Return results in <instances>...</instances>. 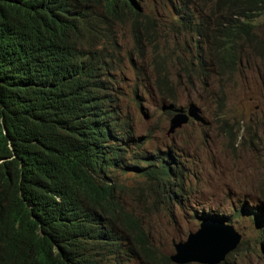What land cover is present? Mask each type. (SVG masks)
Listing matches in <instances>:
<instances>
[{
  "label": "trees",
  "instance_id": "trees-1",
  "mask_svg": "<svg viewBox=\"0 0 264 264\" xmlns=\"http://www.w3.org/2000/svg\"><path fill=\"white\" fill-rule=\"evenodd\" d=\"M167 1L168 30L190 36L188 77L206 76L207 58L233 73L244 43L264 62V21L260 34L252 23L264 0ZM127 19L136 40L159 26L137 0H0V264H172L113 175L130 170L156 194L182 173L173 149L135 150L146 139L115 117L99 34ZM155 70L173 100L163 60Z\"/></svg>",
  "mask_w": 264,
  "mask_h": 264
},
{
  "label": "rangeland",
  "instance_id": "rangeland-1",
  "mask_svg": "<svg viewBox=\"0 0 264 264\" xmlns=\"http://www.w3.org/2000/svg\"><path fill=\"white\" fill-rule=\"evenodd\" d=\"M137 1L146 14L156 16L159 26L146 24L138 49L130 20L117 25L110 36L113 43L105 41L108 74L137 133L150 137L135 150L171 148L188 159L183 180L188 195L184 203L168 205L143 188L145 178L117 169L113 175L125 187L121 192L126 206L142 218L152 243L167 256L175 252L173 241H184L199 228V217L210 214L209 219L230 224L241 234L237 247L219 264H264V218L256 215L258 205L264 210V62L248 51L233 73L214 71L192 86L180 64L189 34L168 30L170 3ZM263 21L264 15L253 19L256 32L262 31ZM159 60L165 63L166 84L175 95L171 101L155 86ZM163 104L193 107L196 113L169 133L170 114L162 110ZM243 205V215L233 217L232 208ZM128 264L148 263L134 258Z\"/></svg>",
  "mask_w": 264,
  "mask_h": 264
},
{
  "label": "clouds",
  "instance_id": "clouds-1",
  "mask_svg": "<svg viewBox=\"0 0 264 264\" xmlns=\"http://www.w3.org/2000/svg\"><path fill=\"white\" fill-rule=\"evenodd\" d=\"M142 8V7H141ZM144 12V11H143ZM190 12V11H189ZM188 11H186V10H183V11H181V14H180V16H182V17H184L185 19H191L192 20V18L194 17H196L197 15L196 14H194L193 12H190L189 13ZM145 13V12H144ZM261 16V15H260ZM191 17V18H190ZM258 17V16H257ZM256 18V17H255ZM254 18V19H255ZM122 23V22H121ZM252 23H253V21H252ZM120 24V23H119ZM118 24V25H119ZM254 25V24H253ZM117 26V25H116ZM116 26L114 27V29L116 28ZM114 29H113V31H114ZM263 30V29H262ZM113 31H111V33L110 34H106L105 33V31H104V33H100L99 35L104 39V40H99V44H98V47L100 48V45H101V43H102V46H105V41H108L109 43L111 42V44L113 43L112 42V40H110V36H111V34H112V32ZM254 31H255V26H254ZM101 32H103V31H101ZM256 32V31H255ZM262 32V31H261ZM261 32H256V33H261ZM174 34H176V32L174 33ZM183 34H188V33H183ZM183 34H181V35H183ZM189 39H190V36H189ZM133 40H134V45L136 46V48H140V42H141V40L140 39H135L134 37H133ZM190 44H192V43H190ZM206 48H207V46H205ZM105 48H106V46H105ZM239 50H240V55H241V58L243 57V55L244 54H247L248 53V51L251 53V50H252V48H248V45H246V43H244L240 48H239ZM185 54H184V58L183 59H187V58H189L190 57V55L191 54H188L187 53V51H186V49H185ZM260 58V57H259ZM261 59V58H260ZM181 60H182V58H181ZM262 60V59H261ZM181 64V67H182V62L180 63ZM207 74H206V76L204 75H202L201 77H198V78H193L192 76H190V77H188V75H187V73H186V70L185 71H183V69H182V71L185 73L184 75H185V77H186V79L191 83V85L192 86H194V84L197 82V83H201L199 80H201V79H203L204 77H207L211 72H219V71H221V69H216L215 68V66L213 65V63L212 62H208V58H207ZM155 72H156V70H155ZM221 72H223V71H221ZM206 79V78H205ZM155 86H156V81H155ZM156 88H157V86H156ZM158 90V89H157ZM168 91H169V88L167 89ZM171 92H172V99H174L175 98V95H174V93H173V91L172 90H170ZM158 92H159V90H158ZM170 94V93H169ZM161 95V94H160ZM164 98H166V99H168V97L167 96H164V95H162ZM168 100H170L171 101V99H168ZM113 108H114V113H115V117L116 118H118V119H120V120H122V121H126L130 126H131V130H132V133H133V135H132V138H133V136H136V137H138V138H145L146 140H148L150 137H149V135H147V134H140V133H137V131H136V129L134 128V125L132 124V121H131V118L128 116V114L123 110V108L121 107V104L119 103V100H118V94H117V92L114 94V98H113ZM162 110H168L167 112H169V114H170V118H169V127H170V120H171V118L175 115V114H177V113H184V114H186L187 115V117H188V119H187V121L186 122H188V120H190L191 118H193L194 117V115H195V113H196V111H195V108H193V107H189V109L188 110H183V109H181V108H178V109H175L174 108V106L173 105H168V104H163L162 105ZM119 121V120H118ZM185 122V123H186ZM118 123H120V122H118ZM184 123H182L181 125H183ZM181 125L179 126V127H177V128H175L174 130H176V129H178V128H180L181 127ZM120 128H121V130L123 131V133L125 134V135H127V136H129L128 135V133L121 127V125L119 126ZM169 127H168V129H169ZM174 130L173 131H171V132H169V130H168V132L169 133H172V132H174ZM111 138V137H110ZM131 140V139H130ZM169 149H171V148H169ZM176 155H177V159H175L174 158V161L173 162H175V163H177V162H180V166H179V168L178 169H176L177 171H179L177 174H179V173H181V175L180 176H176V175H173V174H171V177H170V180L163 186V188H162V190L160 189V190H157V192H156V195H158V196H161L162 198H164V201H165V203L166 204H172V203H184L185 202V199H186V196L188 195V193H186V192H184V188H183V180L185 179V177H184V174L185 173H187V171H188V168L185 166V163L187 162V158H185V157H183V155L181 154V153H179L177 150H175V149H173L172 150ZM123 190V189H122ZM123 203H125V202H123ZM258 206H261V205H258ZM258 206H257V210H258ZM244 208H246V205H243L241 208H239V210H238V213H236V214H233V210L234 209H238V208H235V207H233L232 208V215H233V217H238V216H241V215H243V209ZM263 209L262 210H258V213L256 214L257 215V218H259V219H261V218H264V214H261V216L259 217L258 215H259V212H261V213H263ZM209 218H212V215H203V216H200L199 217V219H200V223L203 221V220H211V219H209ZM213 221H221V220H213ZM199 223V224H200ZM224 225H230V224H224ZM232 226V225H231ZM233 227V226H232ZM234 228V227H233ZM199 229V228H198ZM235 230V229H234ZM196 231V230H195ZM195 231H193V232H195ZM236 231V230H235ZM237 232V231H236ZM190 233V232H189ZM188 233V234H189ZM237 233H239V232H237ZM240 234V233H239ZM188 236V235H187ZM240 236H241V234H240ZM240 240H241V238H240ZM177 242H179V241H177ZM240 242V241H239ZM239 242H238V244H239ZM174 241H173V246H174ZM237 244V245H238ZM237 245H236V247H237ZM235 247V248H236ZM234 248V249H235ZM232 251V250H231ZM230 252V251H229ZM173 254V253H172ZM218 254V253H217ZM171 255V254H170ZM170 255L169 256H167L168 257V259L170 260ZM224 260V259H223ZM222 261V260H221ZM220 261V262H221ZM170 262H172L171 260H170ZM191 262H197V261H191ZM219 262V263H220ZM172 263H174V262H172ZM188 263V262H187ZM198 263H200V262H198ZM219 263H216V264H219ZM174 264H177V263H174ZM185 264V263H184ZM201 264H206V263H201Z\"/></svg>",
  "mask_w": 264,
  "mask_h": 264
},
{
  "label": "water",
  "instance_id": "water-1",
  "mask_svg": "<svg viewBox=\"0 0 264 264\" xmlns=\"http://www.w3.org/2000/svg\"><path fill=\"white\" fill-rule=\"evenodd\" d=\"M187 119L184 113L175 114L170 120L169 132ZM240 238L231 225H224L222 221L203 220L199 229L190 232L184 241L174 243L175 252L170 255V260L177 264L191 261L216 264L236 247Z\"/></svg>",
  "mask_w": 264,
  "mask_h": 264
}]
</instances>
